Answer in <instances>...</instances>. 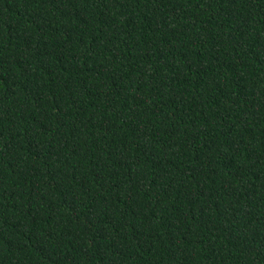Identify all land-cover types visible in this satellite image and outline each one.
<instances>
[{"label": "trees", "instance_id": "16d2710c", "mask_svg": "<svg viewBox=\"0 0 264 264\" xmlns=\"http://www.w3.org/2000/svg\"><path fill=\"white\" fill-rule=\"evenodd\" d=\"M0 264H264V0H0Z\"/></svg>", "mask_w": 264, "mask_h": 264}]
</instances>
